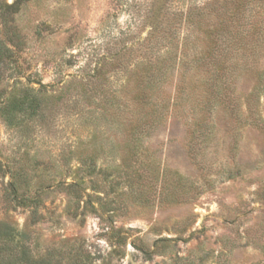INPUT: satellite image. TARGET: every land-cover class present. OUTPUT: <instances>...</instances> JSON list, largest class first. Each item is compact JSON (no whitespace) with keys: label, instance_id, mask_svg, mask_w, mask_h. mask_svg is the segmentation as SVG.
I'll return each mask as SVG.
<instances>
[{"label":"rangeland","instance_id":"374dc122","mask_svg":"<svg viewBox=\"0 0 264 264\" xmlns=\"http://www.w3.org/2000/svg\"><path fill=\"white\" fill-rule=\"evenodd\" d=\"M2 1L0 222L29 255L264 264V0Z\"/></svg>","mask_w":264,"mask_h":264},{"label":"trees","instance_id":"16d2710c","mask_svg":"<svg viewBox=\"0 0 264 264\" xmlns=\"http://www.w3.org/2000/svg\"><path fill=\"white\" fill-rule=\"evenodd\" d=\"M16 3L17 2H14L12 4H7L3 1L0 2V10L2 16L7 14L8 10L15 9ZM217 45L214 46V48L216 49H214L213 52H215V50L217 52H220L219 47ZM212 53L211 54L210 52L207 53L208 57L211 58L216 57L213 56ZM220 56H222V54ZM10 58H11L10 50L0 40V69L2 65ZM219 77H222V75L221 76L217 75L216 78L217 81ZM217 81H215L214 83L212 82V86L216 90H218ZM224 97L226 98V94ZM22 239H24L23 235H20L19 233L15 232V230L7 223L0 222V264H43L44 263L42 260H36L35 258L29 255L28 253L29 251L26 245L22 243Z\"/></svg>","mask_w":264,"mask_h":264}]
</instances>
